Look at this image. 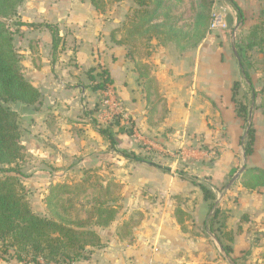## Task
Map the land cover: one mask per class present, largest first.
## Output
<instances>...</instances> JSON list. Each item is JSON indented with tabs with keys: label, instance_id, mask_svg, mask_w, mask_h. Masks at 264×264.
I'll return each instance as SVG.
<instances>
[{
	"label": "crops",
	"instance_id": "crops-1",
	"mask_svg": "<svg viewBox=\"0 0 264 264\" xmlns=\"http://www.w3.org/2000/svg\"><path fill=\"white\" fill-rule=\"evenodd\" d=\"M74 7L68 5L69 12L64 20L56 21L53 12L48 14L65 40V49L57 59L52 54V35L46 28H43L44 32L37 33L39 37H31L43 39L32 43L33 48L25 51L24 58L25 77L43 94L40 110L30 111L27 117L30 123L34 122L32 128H37L36 133L29 130V141L36 143L38 149H58L57 157L51 159L57 166L62 165L59 155L74 154L71 151L77 135L74 128L79 126V122H88L81 119V110L98 102L101 94L106 95L105 91L92 90V81L87 75L91 68L101 66L109 70L113 79L109 89L121 98L128 116L139 118L146 131L150 129V136L157 140L158 145L161 144L166 155L177 153L167 165L185 167L199 183L215 187L217 200L222 189L243 167L264 171V116L258 109L253 114L254 153L244 158L242 139L245 125L236 114L233 86L235 83L247 89L251 86L246 82L236 55L234 40L227 39V36L218 37L215 33L207 36L198 47L186 51L173 45L165 47L154 43L146 60L136 59L133 64L128 57V47L112 44L108 39L115 27L114 22L104 24L101 21L98 24L92 21L93 24H87L85 21L79 31L80 25L77 26L72 18L75 16L71 12ZM81 32L85 36L78 37ZM96 35L101 37V41L95 38ZM81 38L84 39L81 41ZM78 39L79 46L74 54ZM37 45L39 50H32L37 49ZM74 56L76 62L72 61ZM140 63L149 67L150 78L155 85L150 90L149 104L145 78H140ZM148 108L152 109L151 112L149 110L151 114ZM61 137L68 138L69 142H64ZM77 144L74 149H79ZM124 146L131 152L138 149L133 140H126ZM40 153L43 156V151ZM128 162L122 158L120 163ZM137 165L133 166L138 170L147 169V166ZM162 168L158 163L149 167L150 173L141 175L139 184L156 185L171 179ZM240 178L223 196L217 208L228 215V231L244 227V216L258 222V227L264 229L261 225L264 220V188L248 191L241 185ZM176 180L185 186L183 191L195 192L198 198L197 208H184L185 212L192 215L196 223L206 224L211 215L210 203L204 201L200 188L189 184V181ZM144 215L146 221L134 229L130 239H121L118 227L107 229L103 236L110 237L103 240L100 248L88 249L85 256L71 264H202L205 263L202 256L207 249L215 252L205 240L192 239L191 228L185 227L184 230V225L178 224L174 210L151 209ZM248 230L249 225L244 227L245 233ZM233 250L236 255L244 250L241 240L234 243Z\"/></svg>",
	"mask_w": 264,
	"mask_h": 264
},
{
	"label": "rangeland",
	"instance_id": "rangeland-1",
	"mask_svg": "<svg viewBox=\"0 0 264 264\" xmlns=\"http://www.w3.org/2000/svg\"><path fill=\"white\" fill-rule=\"evenodd\" d=\"M162 1L163 7L159 11V17L156 18L155 23L173 27L182 32L183 35H187L189 39H180L163 44V35L153 37V34L148 41L143 35L138 40L135 41L134 39V42L130 41L131 43L126 45L129 59L133 64L136 59L146 60L152 46L155 44L165 47L173 45L182 51L194 49L207 36L215 33L218 37L220 35L227 36V39L234 40L238 60L251 77L253 87L247 89L246 86L242 87L241 84L238 86V99L248 108V122L244 121L245 137L251 108H253L252 114H254L255 109L260 110L261 96L260 94L256 96L255 93L264 90V52L261 48L246 49L247 43L252 37L253 28L259 24V16L264 9V0L234 1L237 5H240L238 7L242 12L241 20L237 11L226 0H213L210 17L202 29V39H199L198 34L195 32L197 0ZM103 2L105 10L98 11L90 3V0H24L18 7V15L10 21L13 24L12 31H18L14 33V45L22 57L23 72L25 70V51L28 48H33L32 43L42 42L43 39H31V37L44 32V30L42 28L33 29L28 26H18L20 23H50L54 25V21L49 19L48 14L53 12L57 17L56 21L64 20L69 12L68 5H74L75 9L71 12L75 13V16L72 18H74V22L76 20L77 26L80 25L78 27L79 31L82 30L81 24L85 21L87 24H93L92 21L99 24L102 21L104 24L115 23L112 33L114 30H121L128 17L135 14L134 10L138 7L136 0H103ZM214 12L224 16L227 24L225 30L215 33L210 31V23ZM69 34L71 33L69 32ZM82 35L85 36L84 32H81L78 37ZM110 36L108 38L110 43L117 45L112 42ZM117 36L120 41H124L123 33L118 32ZM36 37H39V35ZM261 37L259 35V39H262ZM95 38L101 41V37L96 35ZM83 39L81 38V41ZM78 43L79 39L75 43V48H72L74 54L77 46H79ZM36 48L32 50H39V45ZM74 57L72 61L76 62V56ZM117 99L124 105L119 96H117ZM106 101L107 96L101 94L98 102L92 103L91 107L86 105V108L84 107L81 110V119L88 122H79V126L74 128L77 134L73 139V149H71L74 154L71 156L59 155L58 158L62 159V165L60 166H57V163L51 160L57 157L55 153L58 152L56 151L58 149H38L36 143L29 141V130L32 129L31 132L36 133L37 129L36 127L32 128L34 122L30 123L27 119L30 110L24 108L21 104L9 105L12 110L19 114L20 142L25 147V157L20 163L22 175L19 176V179L25 188L26 197L33 212L40 217L51 218L48 198L52 189L57 185H70L76 189L70 195H66L64 199L66 202L65 207L72 216L71 219H87L88 211L98 206L102 201L108 202L106 207L117 209L116 218L109 227L94 228L100 235L102 242L110 237V235L103 236L106 230L114 227H118L117 233L121 239H130L134 229L146 221L144 212L151 209H167L169 212L174 210L175 218L178 221V217L181 218L180 211L185 212L184 208L195 210L198 206V198H196L195 192L183 191L185 186L176 180V178H180L197 187L191 180L194 177L192 172L186 171L185 167L172 168L167 165L173 161L177 153L166 155L167 153L162 150L161 144L158 145L157 140L150 136V129L146 131L147 128L138 121L139 118L128 116L125 105L123 111L118 112L112 105H107ZM150 109L148 108L147 111L149 112ZM144 116L148 117L147 114ZM89 125V129L86 128ZM149 125H151L150 122ZM251 126L253 127V120ZM100 130H108L112 135V139L110 140L108 137L101 135ZM60 139L69 142L68 138L61 137ZM126 140H133L138 145V149L134 153L140 161L129 160L130 162L127 164L120 163L124 158L120 152L128 151L126 148L124 149ZM75 144L78 145L79 149H74ZM66 150L69 151L70 149ZM40 151H43V156H40ZM76 152L77 154H75ZM124 159L126 160V158ZM156 163L162 164V170L168 172L171 179L169 178V180L156 185L139 184L141 175L144 176V174L150 173L147 169ZM134 164H138V167L147 166V169L140 170L139 168L138 170L133 166ZM146 177H150V175H146ZM109 183L122 184V186L120 189L113 188L112 194L106 196L103 189L106 190ZM215 212L216 209L213 212V209L209 207L210 219ZM189 216L188 218L182 217L184 230L185 227L191 228V237L194 241L205 240L215 249V252L207 249L206 254L202 256V259H205V263L201 262L202 264H264V229L258 227V222L242 220V223L245 224L244 227L249 225L248 232L245 233L243 226L240 227V230L231 231L233 242H229L225 236L226 233L230 232L225 225V212L219 216L217 221L211 223L208 219L206 224L201 221L196 223L193 216L190 214ZM161 221L163 220L161 219ZM262 224L264 225V220L261 222ZM238 240H241L244 250L236 255L233 245ZM225 247H231L233 253L228 255ZM9 251L8 254H5L2 244H0V264H20L13 258V251Z\"/></svg>",
	"mask_w": 264,
	"mask_h": 264
},
{
	"label": "trees",
	"instance_id": "trees-1",
	"mask_svg": "<svg viewBox=\"0 0 264 264\" xmlns=\"http://www.w3.org/2000/svg\"><path fill=\"white\" fill-rule=\"evenodd\" d=\"M24 0H0V244L4 253L13 251V258L20 264H71L82 258L88 249H96L102 246V240L96 227H109L115 220L117 209L106 207L108 202L102 201L98 206L87 213V219H71L69 210L65 207V196L70 195L76 188L70 185L55 186L48 198V207L51 218H43L36 215L26 197L19 176L22 175L20 163L23 161L25 147L21 144V130L19 127V114L9 105L21 104L24 108L38 112L43 102V94L34 87L25 77L22 68V57L14 45L13 24L10 22L18 15L17 10ZM237 11L242 19V12L233 0H226ZM90 3L98 11L105 10L103 0H90ZM135 14L128 17L123 28L111 33V40L117 45H128L135 39L145 35L146 41L150 37L163 35V44L177 40H187L189 37L182 32L167 27L165 24L155 23L159 17V11L163 7L162 0H136ZM213 0H197V15L195 32L202 39V29L207 23L212 10ZM33 29L46 28L52 35V54L56 60L57 55L65 49L64 36L57 25L52 24H26ZM123 33L124 41L118 39L117 33ZM261 35L262 39H259ZM148 37V38H147ZM134 42V41H133ZM261 48L264 52V9L259 16V24L252 30V37L247 43L246 49ZM140 78L144 77V85L147 87L148 104L151 100L150 90L155 87L150 78V69L145 64H139ZM243 68L246 81L252 87V80L245 68ZM92 81L94 92L107 91L113 85V79L109 70L104 67L91 68L87 72ZM239 83L233 86V102L238 117L248 122V108L239 101ZM253 88V87H252ZM260 94L261 104L259 109L264 115V90L255 93ZM103 136L112 139L108 130H100ZM255 130L251 127L248 135L242 139L245 157L254 153ZM120 154L128 160L140 161L134 152L121 151ZM182 177L184 175H181ZM241 185L248 191H257L264 188V171L250 167L246 168L240 178ZM200 188L205 202L210 203V209L214 208L217 195L213 186L198 179L191 178ZM122 184L109 183L103 193L112 194V189H120ZM78 187V186H76ZM225 211L216 208L210 222L219 219ZM188 213L180 211L181 218L178 222L183 225L182 217H190ZM228 215L225 212V225ZM242 220H248L246 216ZM239 226V230H240ZM229 242H233L231 231L225 234ZM228 255L233 253L231 247H225Z\"/></svg>",
	"mask_w": 264,
	"mask_h": 264
},
{
	"label": "built area",
	"instance_id": "built-area-1",
	"mask_svg": "<svg viewBox=\"0 0 264 264\" xmlns=\"http://www.w3.org/2000/svg\"><path fill=\"white\" fill-rule=\"evenodd\" d=\"M226 28L227 24L225 22L224 16L220 13L214 12L210 23V31L215 33L225 30ZM105 94L107 96V105H112L118 112L123 111V106L121 105V102L118 101L117 96L112 89H108L107 91H105Z\"/></svg>",
	"mask_w": 264,
	"mask_h": 264
},
{
	"label": "water",
	"instance_id": "water-1",
	"mask_svg": "<svg viewBox=\"0 0 264 264\" xmlns=\"http://www.w3.org/2000/svg\"><path fill=\"white\" fill-rule=\"evenodd\" d=\"M252 110L253 108H251L250 110V115H249V124L247 127V131H246V135L245 137L248 135V132L251 129V124H252V120H253V114H252ZM245 158V156H244ZM245 171V167H243L233 178L232 180L226 185V187H224L223 191L220 194V198L216 201L214 208H213V212L215 211V209L217 208L218 204L220 203L221 199L223 198V196L226 194V192L232 187V185L239 179V177L242 175V173ZM212 214V212H211Z\"/></svg>",
	"mask_w": 264,
	"mask_h": 264
}]
</instances>
